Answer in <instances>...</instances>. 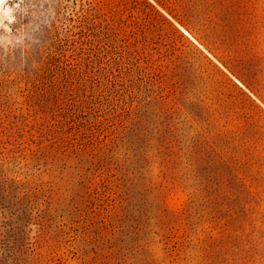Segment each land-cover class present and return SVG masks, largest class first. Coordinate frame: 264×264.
<instances>
[{
    "label": "rangeland",
    "instance_id": "obj_1",
    "mask_svg": "<svg viewBox=\"0 0 264 264\" xmlns=\"http://www.w3.org/2000/svg\"><path fill=\"white\" fill-rule=\"evenodd\" d=\"M0 264H264V0H3Z\"/></svg>",
    "mask_w": 264,
    "mask_h": 264
},
{
    "label": "bare ground",
    "instance_id": "obj_2",
    "mask_svg": "<svg viewBox=\"0 0 264 264\" xmlns=\"http://www.w3.org/2000/svg\"><path fill=\"white\" fill-rule=\"evenodd\" d=\"M3 3V0H0V5Z\"/></svg>",
    "mask_w": 264,
    "mask_h": 264
}]
</instances>
